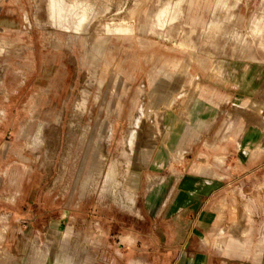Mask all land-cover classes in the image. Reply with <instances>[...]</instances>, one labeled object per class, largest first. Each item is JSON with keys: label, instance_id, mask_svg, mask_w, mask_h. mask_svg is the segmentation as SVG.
Here are the masks:
<instances>
[{"label": "rangeland", "instance_id": "1", "mask_svg": "<svg viewBox=\"0 0 264 264\" xmlns=\"http://www.w3.org/2000/svg\"><path fill=\"white\" fill-rule=\"evenodd\" d=\"M172 1L59 0L62 12L73 19L71 27L65 29L82 37L83 63L77 71L82 79L71 89L61 121L47 124L41 116L45 108L41 89L51 79L53 69L60 75L65 66L73 67L51 44L54 38L62 44L67 38L56 31L63 30L57 22H50L54 28L45 25L49 13L43 7L47 0H0V40L12 43L8 53L0 55V181L4 179L3 196L7 198L0 205V264H171L184 244L179 240L170 261L164 258L165 253L160 255L151 216L155 202L159 204L168 187L189 173L194 163L218 164L220 175L226 176L222 180L225 188L213 198L212 211L223 197L229 204L236 199L239 212L245 200L251 199L256 229L253 239L264 234V214L258 201L264 190H258L259 180L234 183L233 159L206 144L219 131L226 112L222 93L242 91L223 72L201 70L183 52L210 59L229 61L230 55H237L264 62V0H217L210 22L199 29L183 24L180 6L171 7ZM81 4L82 11L77 12ZM88 4L90 18L88 10H83ZM200 7L206 18L207 11ZM73 12L85 19L78 31L72 27L77 23ZM241 14L244 22L237 21ZM53 16L57 18V14ZM91 32L136 34L132 39H142L133 43L131 53L143 70L133 82L117 122L119 108L111 103L118 86L103 92L95 84L94 71L91 73ZM74 57L79 65L77 47ZM163 60L186 61L196 75L194 86L175 101L174 108H183L192 94L202 93L199 103L220 111V115L208 133L203 132L179 152L175 149L158 167L154 155L141 157L138 148H169L170 140H140L139 123L134 127L132 151L127 154L123 149L136 114L141 111L140 117L143 115L142 108L131 109L136 87L146 81L149 72L156 77V67ZM159 78L161 74L156 80ZM146 85L149 93L147 81ZM144 101L148 103V98ZM130 109L134 113L128 123ZM163 126L152 124L150 128L158 132ZM162 134L163 130L158 138ZM196 146L206 154L201 159L194 155ZM234 190L244 197L233 194ZM17 192H21V200L15 202ZM149 196H153L150 204ZM261 258L264 262V254Z\"/></svg>", "mask_w": 264, "mask_h": 264}, {"label": "crops", "instance_id": "2", "mask_svg": "<svg viewBox=\"0 0 264 264\" xmlns=\"http://www.w3.org/2000/svg\"><path fill=\"white\" fill-rule=\"evenodd\" d=\"M216 1L173 0L171 7L180 6L183 13L182 22L187 28L199 29L210 22ZM62 2L64 3V0ZM45 6L44 11L49 13L45 25L54 28L50 22H57L59 25L57 27L63 30L56 31L67 38L64 44L54 38L51 47L61 50L67 56L69 64H73L72 68L65 66L64 72L60 75L53 69L51 79L41 89L45 104L41 112L42 119L47 124H57L61 121L63 111L70 99L71 89L78 80L82 79V75H77L83 63V51L79 41L82 37L75 31L65 29L70 26L69 22L73 19L54 18L50 15L53 8L49 0ZM200 6L207 11L206 18L205 14L200 12ZM82 8L81 4L77 12L82 11ZM83 10H88L90 18V6ZM245 19L241 14L237 21L244 22ZM72 27L74 28L75 24ZM134 35L136 34L104 35L91 32L88 37L91 39L88 58L94 67L91 68V73L92 71L95 73L96 86L106 93L114 86H118L116 88L118 94L111 103L113 108H119L115 115L116 122L120 120L125 98L133 82L143 70L140 62L131 53L133 43H141L142 40L132 39ZM71 39L75 41L71 42ZM11 47L12 43L0 40V55L7 54ZM74 47H77L80 53L79 65L74 63ZM183 52L201 70L223 72L228 81H232L241 89L240 94L222 93L224 99L222 104L227 107L226 112L220 122L219 131L213 140L207 141L206 144L212 151L220 150L221 153L226 154L225 157L233 159L234 174H237L234 183H249L253 179L255 181L258 179V190H264V62L252 61L237 55H230V60L227 61L221 58L202 57L188 50ZM189 67L186 61H161L154 72L156 77L161 74V78L156 80V77L151 75L153 72H149L147 76L150 92L146 93V81H142L136 87L131 99V109H143L138 138L144 141L170 140L169 148H138L141 157L154 155L153 161L155 160L154 164L158 167L163 166L172 157L175 149L179 152L182 146L195 143L203 132L208 133L220 115V111L199 103V99L204 98L202 93L192 94L183 108H174L175 101L183 98L194 86L196 75ZM144 97L148 98V103L144 101ZM232 100L234 101L231 102ZM131 109L128 123L131 122L134 113ZM152 124L164 125L161 138H158V134L162 130L158 132L151 130ZM34 138L32 136V139ZM133 144L130 150L125 147L123 153L129 154ZM221 146L223 148H220ZM193 150L194 155L199 159L200 156L206 155L199 151L197 146ZM220 170L218 164L194 163L188 170L189 173L178 179L173 186L168 187L166 195V191H163V195L156 192L155 195H165L159 204L155 202L157 206L151 216L154 244L158 253L160 255L162 252L165 253L164 258L170 261L179 240L184 244V252L179 251L171 264H264L261 258L264 254V234L256 241L253 239L256 230L252 219L253 201L246 199L239 212L236 199L229 204L227 198L223 197L214 207L215 212L211 209L214 196L226 186V183L222 182L226 176L220 175ZM153 186L154 184H151L150 188ZM20 193H16L15 202L21 200ZM3 194L4 179L1 178L0 205L7 199ZM233 194L244 197L238 190H234ZM151 200L153 196H149L147 202L150 204ZM258 201L264 214V196L259 195ZM227 209L230 210L229 213ZM186 247L189 249L185 252Z\"/></svg>", "mask_w": 264, "mask_h": 264}, {"label": "bare ground", "instance_id": "3", "mask_svg": "<svg viewBox=\"0 0 264 264\" xmlns=\"http://www.w3.org/2000/svg\"><path fill=\"white\" fill-rule=\"evenodd\" d=\"M50 3L52 5V15H56L57 14V18H62V19H68L70 18L69 15L70 14H65L62 12V9H61V4H59L60 2L57 1V0H50ZM59 5V6H58ZM57 12V13H56ZM72 14H74L73 16L75 17L77 23H75V27H74V30L78 31L79 29V26L81 25L82 22L85 21V19H83L82 17H78L75 12H73ZM69 28V27H68ZM136 118L133 122V125L131 126L130 128V131H129V136L127 138V140H125L126 142V148L127 150H130L131 147H132V144H133V140H134V127L137 125V123H139V117L141 115V111H139L137 114H136ZM99 146V145H98ZM111 170L109 169L108 170V175L110 176L111 175Z\"/></svg>", "mask_w": 264, "mask_h": 264}]
</instances>
